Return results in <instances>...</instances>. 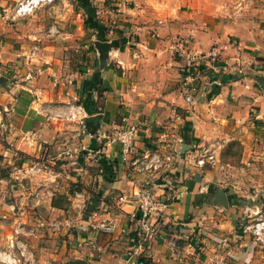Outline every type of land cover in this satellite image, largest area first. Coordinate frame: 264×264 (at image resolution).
I'll return each mask as SVG.
<instances>
[{
	"label": "crops",
	"instance_id": "crops-1",
	"mask_svg": "<svg viewBox=\"0 0 264 264\" xmlns=\"http://www.w3.org/2000/svg\"><path fill=\"white\" fill-rule=\"evenodd\" d=\"M97 1L91 5L99 7L98 23L108 24L105 39L87 25L82 6L71 11L74 20L67 31L58 29L51 40L40 42L31 40L33 26L0 14V122L5 124L0 162L18 161L17 170L40 157L42 146L62 145L59 154L66 163L59 181L79 183L93 207L81 216L69 210V201L68 207L53 206L51 199L42 205L52 216H72L73 224L30 239L38 263L212 264L223 259L224 264H264V245L253 246L237 231L248 197L258 192L264 198V0ZM189 32L194 49L216 46L227 65L224 72L195 81L193 102L181 92L182 60L170 47L174 38ZM102 43L108 44L106 51ZM83 103L88 116H98L95 132L114 136L134 125L138 153L164 150L162 134L182 136L174 167L157 174L126 168L117 139L99 141L87 132L85 121L79 125L56 116ZM233 140L241 144L239 162L223 158V147ZM214 142L220 145L219 162L196 165L201 148ZM2 169L0 183L7 176ZM145 185L165 207L152 219L156 236L138 246L131 214ZM210 186L224 191L226 203L215 200L217 191L209 193ZM21 187L15 191L11 184L4 190L1 184L0 195L8 191L23 199L27 193ZM59 192L68 198V190ZM2 198L4 247L18 219L9 210L14 199ZM37 217L29 216L28 223ZM108 221L115 224L112 232L96 225Z\"/></svg>",
	"mask_w": 264,
	"mask_h": 264
},
{
	"label": "built area",
	"instance_id": "built-area-1",
	"mask_svg": "<svg viewBox=\"0 0 264 264\" xmlns=\"http://www.w3.org/2000/svg\"><path fill=\"white\" fill-rule=\"evenodd\" d=\"M55 1L19 0L13 11V18L30 15L37 7ZM97 13L100 14L101 10L98 9ZM193 37L194 34L191 32L186 35L177 36L172 40L170 46L172 53L182 60L184 74L180 87L187 102L195 100L196 80L202 77L208 78L211 74L222 73L227 68V65L220 61L219 50L216 46L210 47L207 51L196 50L192 47ZM133 56L137 57L138 55L135 52ZM116 63L122 65L119 60ZM45 108L47 112L49 107ZM45 116L46 118L50 117L49 113H46ZM56 116L64 117L69 121L83 125L88 113L83 104H76L74 105V110L68 113H57ZM0 127H5V124L0 122ZM135 136L136 127L134 125L119 130L114 136L105 131H97L94 134V137L99 141L103 139H117L120 144V163L126 168L151 174L171 171L174 167L176 156L183 150L184 141L182 136L174 135L168 137L167 134H162L161 137L167 141V144H164V150L150 149L144 153H138L135 150ZM166 137H168V140H166ZM219 146V143L214 142L210 143L209 146L202 147L195 160L196 165L200 167H204L205 165L213 167L216 165L219 162V152L217 151ZM71 163L75 164V159H72ZM17 170L19 175L16 177L21 180L31 179L33 186L31 189H26L27 196L23 199L14 197L9 206V210L15 213V217L18 220L7 238L6 246H0V263L37 264L29 246L30 239L35 237L37 235L36 232H39V230L40 232L58 233L61 230L69 229L72 227L73 218L72 216L50 217L46 219L37 217L34 222L29 224L27 221L29 213L49 201L59 190L60 170L38 159L29 164H22ZM67 178L69 179L70 177L67 176ZM136 196L137 208L136 212L131 214V219L136 223L137 245L141 246L156 236L157 228L152 219L159 216L165 205L156 199L147 185L143 186ZM88 199V193L83 191V189H75L68 195L69 210L82 216L87 211ZM119 199L125 198L121 196ZM248 201L243 208L245 222L241 227L240 235L247 237L253 246L260 247L264 245V198L260 199L259 193L255 192L248 197ZM96 225L107 232H112L115 229V224L111 221L100 222ZM226 242L227 240L223 238L222 243L226 247H229V244ZM130 251L129 255L132 253ZM45 264H56V261L54 259L48 260ZM212 264H224V260L219 259Z\"/></svg>",
	"mask_w": 264,
	"mask_h": 264
},
{
	"label": "rangeland",
	"instance_id": "rangeland-1",
	"mask_svg": "<svg viewBox=\"0 0 264 264\" xmlns=\"http://www.w3.org/2000/svg\"><path fill=\"white\" fill-rule=\"evenodd\" d=\"M18 1L19 0H4V1L0 0V14L9 22H16V23L18 22V23H23L27 26H33L34 30H35V33H34L35 37L33 39H31V40H33V42H40L41 40H45V39L51 40V38H53L55 35H57L58 29H61L63 31L64 30L67 31L69 24L74 20L73 16L70 17V15H73V14H71V11L74 9V7H75V5H77V3H80L79 0H56L55 2L45 4V5H41V6L37 7L35 9V11L30 15H27L25 17L13 18V11H14L15 7L17 6ZM89 1L91 4H94V3H92V2H94V0H88L87 2H89ZM99 1H97V2H99ZM104 4L106 5V3H104ZM105 5H102L100 8H104ZM57 6L59 7L61 13H59V9L57 8ZM96 6H98V5H96ZM5 8H7V9H5ZM96 8H99V7H96ZM100 14H102V12ZM69 17H70V19H69ZM107 22H110V21H107ZM99 24L104 25L105 28H107L106 25H108L107 23H106V25H105V23H99ZM38 25H41V28H39ZM105 33H106V29L105 30L103 29L102 32L99 33L100 38L105 39L103 37V35ZM224 147H223V149H225L224 154H223L224 159H228L232 162H239L242 159V155L240 153L241 144L239 141L233 140L229 144L225 145ZM62 150H64L62 145L53 146V145H47L46 144L45 147L42 146L41 155H40V157H38L36 159L46 162L48 165H51V167L56 168L57 170H62L65 166V163H66V160L63 159L64 155L62 153L59 154V152H61ZM65 155H67V154H65ZM26 159H28V158H26ZM18 163H19L18 161H15L11 164H7V163L2 164V162H0V167L3 168L4 170L3 169L2 170L5 171V173L7 174V176L4 178V179H6V181L1 182L0 185L2 184L4 187V190H6L5 189L6 186L11 188V184H12V187L16 188V189H14L15 191L18 190L22 185L21 188L24 190V192L27 193L26 189L27 188L31 189V187L33 186V181H31V179H28V178L21 180V179L16 177L17 174L15 176V171H18V170H15L16 168H14V166L17 167ZM29 163L30 162H26L25 164H29ZM25 164H23V165H25ZM69 168L72 169L71 166ZM66 169L70 170L68 168H66ZM70 171H71V173H74V174L76 173V172H73V170H70ZM10 172H14V174L11 175V177L9 176ZM3 175H5V174H3ZM251 175H253V173H251ZM11 178H12V180H11ZM19 183H21V185ZM74 186L75 185L73 183H69V182H67L66 179L62 180V178H60V188H59V190H57L55 197L61 194L59 191L68 190V192L70 193V191L75 188ZM79 186H80V184H79ZM17 187H19V188H17ZM11 193L12 192L7 191V193H4V195H2V196L0 195V198L3 197L2 199H5L7 202H8V200L11 201L14 199V197L11 195ZM26 196H27V194H26ZM259 198H260V196H259ZM260 199H262V198H260ZM60 203L63 207H68V198L67 199L64 198V201L62 200ZM1 204L2 203H0V206H1ZM40 207H41V209H40ZM40 207L35 209V212H38L37 214L30 213L29 216H33V217L38 216V217H41L44 219L50 218V217H56V216L50 215L49 211H47L44 206H40ZM33 211L34 210H32V212ZM29 216H28V218H29ZM243 220L245 222L244 217H243ZM243 224L244 223L239 224L240 229L238 228L239 230L237 229V231H241V227ZM39 233H41L40 230H39V232H36V234H39ZM33 255H34V253H33ZM34 257H35L37 264H45L46 262H48V260H53V259H48V260H45V262H43V263H41V262L38 263L36 255H34ZM56 264H61V263H58L56 261Z\"/></svg>",
	"mask_w": 264,
	"mask_h": 264
},
{
	"label": "trees",
	"instance_id": "trees-1",
	"mask_svg": "<svg viewBox=\"0 0 264 264\" xmlns=\"http://www.w3.org/2000/svg\"><path fill=\"white\" fill-rule=\"evenodd\" d=\"M79 1H80V3H77L76 8L79 7V6H82L85 9L86 12L84 11V14H85L84 20L86 21L87 25L91 26L94 29H97L98 33H101L103 29L104 30L107 29V28H105L104 25H100L98 23V20L95 18L96 17V7H93L91 5L90 1L87 2L88 0H79ZM98 35H100V34H98ZM111 45L114 46V47H119L120 43L118 41H112ZM83 106H84L85 110L87 111V113L89 114V110H88L87 106L85 105V103H83ZM73 184L75 185L74 186L75 188L72 189L70 192L74 191L75 189H78V190L82 189V187L79 186L78 183H73ZM216 191H217L216 187H213V186L209 187V193H215ZM64 198H66V197L63 196V195H58L56 197L54 195L52 197V199H51V204L53 206H56V207L62 206L60 202L62 200L64 201ZM92 208L93 207L89 206L88 210L86 212L88 213L89 211H92L93 210Z\"/></svg>",
	"mask_w": 264,
	"mask_h": 264
},
{
	"label": "water",
	"instance_id": "water-1",
	"mask_svg": "<svg viewBox=\"0 0 264 264\" xmlns=\"http://www.w3.org/2000/svg\"><path fill=\"white\" fill-rule=\"evenodd\" d=\"M102 45V50H104V51H106L107 50V48H108V44H106V43H102L101 44ZM98 118V116H87L86 118H85V123L87 124V131L88 132H90L91 134H93V133H96L95 131H96V129H94V127H95V123H94V121L96 120ZM91 126V129L89 128V125ZM215 200L217 201V202H219V203H226L225 202V194H224V191L222 190V189H220L219 191H217L216 193H215Z\"/></svg>",
	"mask_w": 264,
	"mask_h": 264
}]
</instances>
